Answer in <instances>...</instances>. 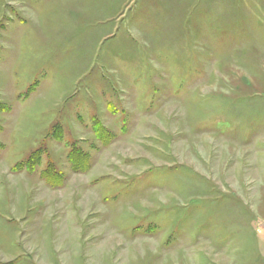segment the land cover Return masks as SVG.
Here are the masks:
<instances>
[{
    "label": "rangeland",
    "instance_id": "rangeland-1",
    "mask_svg": "<svg viewBox=\"0 0 264 264\" xmlns=\"http://www.w3.org/2000/svg\"><path fill=\"white\" fill-rule=\"evenodd\" d=\"M167 2L0 0V264H264V0Z\"/></svg>",
    "mask_w": 264,
    "mask_h": 264
},
{
    "label": "trees",
    "instance_id": "trees-1",
    "mask_svg": "<svg viewBox=\"0 0 264 264\" xmlns=\"http://www.w3.org/2000/svg\"><path fill=\"white\" fill-rule=\"evenodd\" d=\"M1 109H4L5 111H7V110H9V108H7V107H0ZM96 128H98V130L101 132V134L103 135L104 134V130H103V127L100 125V124H98L97 125V127ZM103 132V133H102ZM102 137H104V136H102ZM2 149V145L0 144V150ZM77 154H80V153H77ZM34 155V154H33ZM36 155V154H35ZM31 158H32V156H31ZM18 166L19 167H26V168H30V169H32L33 168V165L31 166V164H29V163H27V162H24V163H21V164H18ZM78 167H80L79 166V163H76V164H74V169H78Z\"/></svg>",
    "mask_w": 264,
    "mask_h": 264
},
{
    "label": "crops",
    "instance_id": "crops-1",
    "mask_svg": "<svg viewBox=\"0 0 264 264\" xmlns=\"http://www.w3.org/2000/svg\"><path fill=\"white\" fill-rule=\"evenodd\" d=\"M192 1V3H191V5L193 6V4H194V1H197V0H191ZM168 4H166L165 5V7L163 6V8H166V11H167V9H169V8H173V9H177V8H180V7H182V0H169V2H167ZM174 3V4H173ZM197 4V3H196ZM195 4V5H196ZM194 5V6H195Z\"/></svg>",
    "mask_w": 264,
    "mask_h": 264
}]
</instances>
